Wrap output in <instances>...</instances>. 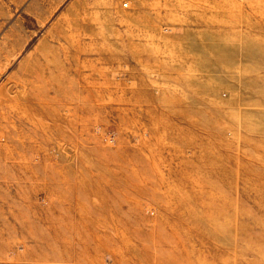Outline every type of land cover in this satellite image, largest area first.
Masks as SVG:
<instances>
[{
	"label": "rangeland",
	"instance_id": "1",
	"mask_svg": "<svg viewBox=\"0 0 264 264\" xmlns=\"http://www.w3.org/2000/svg\"><path fill=\"white\" fill-rule=\"evenodd\" d=\"M0 264H264V0H0Z\"/></svg>",
	"mask_w": 264,
	"mask_h": 264
},
{
	"label": "built area",
	"instance_id": "2",
	"mask_svg": "<svg viewBox=\"0 0 264 264\" xmlns=\"http://www.w3.org/2000/svg\"><path fill=\"white\" fill-rule=\"evenodd\" d=\"M125 7L127 8V7H128V5L126 4V5H125Z\"/></svg>",
	"mask_w": 264,
	"mask_h": 264
}]
</instances>
